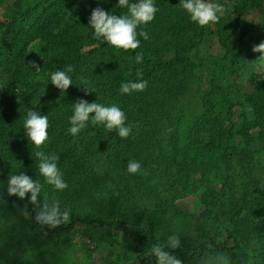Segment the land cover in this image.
<instances>
[{
    "label": "trees",
    "instance_id": "1",
    "mask_svg": "<svg viewBox=\"0 0 264 264\" xmlns=\"http://www.w3.org/2000/svg\"><path fill=\"white\" fill-rule=\"evenodd\" d=\"M133 2L137 0H130ZM211 2L226 9V15L214 26L227 56L243 50L248 32L241 16L251 10L262 17L256 45L264 41V0ZM87 3L91 11L100 7L110 14L127 12L117 6L118 0ZM179 3L154 0L159 9L154 20L137 29L138 33L146 31L148 39L138 35L140 46L134 51L117 49L94 38L89 22L58 20L42 30L40 71L29 65L30 59H15L6 67L0 66V264H22L23 256L40 242L37 229L68 234L78 228L102 231V240L109 245L124 232L138 264H156L150 251L154 245H160L183 264L221 255L229 264H264V72L256 92L247 97L251 121H244L238 130L231 123L235 118L232 107L230 118L214 117L208 109L197 122V138L182 162L163 152V129L171 125L175 105L189 92L197 67L191 56L200 47L206 30V26L193 22ZM12 25L2 30L3 39L8 38ZM87 46L93 48L87 50ZM137 53L143 54L141 63L135 62ZM67 65L74 69L68 73L73 85L62 93L51 84L50 77ZM39 73L46 83L34 81ZM83 80L90 82L94 92L84 94ZM140 80L147 81L144 91L121 93V84ZM78 99L118 106L126 115V126L132 127L130 136L123 139L117 130L109 132L90 121L79 134L71 135L69 118ZM29 110L48 116V138L39 148L24 133ZM147 147L153 152L151 176L171 192L188 191L200 200L203 209L199 216H189L192 238L187 247L163 246L153 231H142L134 224L119 199L111 200L114 212L108 217L95 213V198L111 179H118L132 195L164 202L158 184L153 185L138 172L127 171L129 161ZM37 151L59 156L58 168L67 189L56 191L46 183L38 170ZM215 167L222 171L219 190L213 189L208 179ZM20 172L40 183L41 202L45 197L49 202L58 199L61 209L70 212L66 224L54 230L41 226L34 219L30 193L24 200L7 195L9 175Z\"/></svg>",
    "mask_w": 264,
    "mask_h": 264
},
{
    "label": "rangeland",
    "instance_id": "2",
    "mask_svg": "<svg viewBox=\"0 0 264 264\" xmlns=\"http://www.w3.org/2000/svg\"><path fill=\"white\" fill-rule=\"evenodd\" d=\"M222 1L236 4L240 0ZM90 15L87 0H0V66L6 67L9 61L15 59L35 60L41 65L43 28L58 20L89 22ZM241 21L248 32L244 48L228 56L218 43L214 24L206 26L203 41L191 56L197 67L189 92L175 105L172 123L165 126L162 132L165 155L175 157L180 162L187 157L198 135L195 132L197 122L208 109L212 110L214 117L230 118L229 110L232 107L235 118L231 123L238 130L244 121L252 120L247 97L256 92L259 78L264 72L256 60L257 53L252 51L261 32L262 17L258 11L251 10L241 16ZM11 23L9 36L3 39L2 30ZM92 48L86 47L87 50ZM34 81L46 83L41 73ZM152 156V150L147 147L132 161L140 163L139 175L151 179L153 185L158 184V192L164 202L132 195L118 179H111L95 198V213L108 217L114 212L111 200L119 199V203L128 209L127 213L134 224L142 231H153V236L163 246L168 245L169 236L175 234L180 237V244L187 247L192 238L189 216H199L202 205L196 195L180 190L179 193L171 192L164 183L160 184L157 178L152 177L149 169ZM208 179L210 186L219 190L222 171L215 167ZM37 234L40 242L23 256L22 264H138L131 254V244L124 232L110 245L103 242V232L100 230L78 228L65 234L37 229ZM193 264H220V261L206 256Z\"/></svg>",
    "mask_w": 264,
    "mask_h": 264
},
{
    "label": "clouds",
    "instance_id": "3",
    "mask_svg": "<svg viewBox=\"0 0 264 264\" xmlns=\"http://www.w3.org/2000/svg\"><path fill=\"white\" fill-rule=\"evenodd\" d=\"M180 6L185 10L193 22L201 27L209 24L217 23L221 17L226 15V9L219 3L210 2V0H180ZM120 8L127 9L126 14L116 15L106 12L100 7L91 11L88 25L94 30V38L103 39L111 46L124 51L136 50L140 46V41L137 36L148 39L146 31L137 29L142 25H147L154 20L158 8L154 4V0H137L130 3V0H118ZM254 53H260L256 59L259 62V67L264 68V41L252 48ZM143 54L137 53L135 62L141 63ZM29 65L36 71H40L41 67L35 60L28 61ZM73 66L67 65L65 70H56L51 73V84L62 93L66 92L72 86V79L68 73L73 72ZM82 90L85 95H89L94 90L90 87V82L83 80ZM147 87V81L140 80L138 82H127L121 84L120 91L123 94L131 92H142ZM73 115L69 118L71 127L69 132L76 136L81 130L85 129L89 123L92 125H103L109 132L117 130L118 135L127 139L132 127L126 126V115L116 105L105 106L101 103H89L85 99H78L73 103ZM24 133L37 148L44 144L48 138V116L42 115L39 112L29 110L27 117L23 123ZM39 160V173L45 178L47 184L53 186L56 191L67 189L68 184L63 179V174L58 168L59 156L54 153L45 154L43 151L35 153ZM141 168L137 161H129L127 171L131 174H136ZM30 195L29 203L33 205L34 219L41 226L49 229H56L61 225L66 224L70 219V212L62 210L60 201L53 198L49 202L45 197L43 202L40 200L41 185L34 181L32 177L24 172L19 174L9 175L7 180V195L16 196L24 200L28 194ZM168 245L172 249H177L180 246V237L171 235L168 238ZM151 255L156 259V264H183V262L175 255L165 251L160 245H154L151 248ZM217 260L220 264H228L226 256H219Z\"/></svg>",
    "mask_w": 264,
    "mask_h": 264
}]
</instances>
